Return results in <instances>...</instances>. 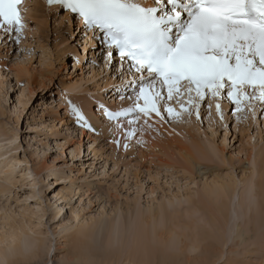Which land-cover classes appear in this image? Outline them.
Segmentation results:
<instances>
[{"label":"rangeland","instance_id":"obj_1","mask_svg":"<svg viewBox=\"0 0 264 264\" xmlns=\"http://www.w3.org/2000/svg\"><path fill=\"white\" fill-rule=\"evenodd\" d=\"M43 12H38L30 23L38 28L35 34L37 49L51 51L45 54V66L37 67L29 80L31 100L25 104L23 115L17 122L16 144L8 143L12 136L5 124V111L0 109V179H3L9 164L17 168L15 179L22 185L19 199L23 201L18 203L13 200L10 203L0 197V235L8 234V229L9 233L19 232L18 243L30 249L26 251L25 247L22 248L25 254V251L32 252L39 240H43V245L49 241L51 229L57 233L52 259L62 261L79 250V242L85 241L80 240L81 233L91 228L90 248L105 256L107 253L108 259L114 258L109 264H133L127 259L131 258L136 263L141 261L138 260L142 258L138 234L144 228L150 233L148 243L163 246L170 254H185L191 264H262L264 229L257 228L251 220L258 207L254 183L264 180V131L240 125L238 133L231 118L232 106L228 105L230 132L227 137L223 129H218L215 140L205 142L203 135L208 133L202 134L188 126L178 129L186 133L190 129L195 139H199L212 155L207 160L198 158L197 167L187 168L178 155L181 145L193 146L188 133L185 139L176 137L157 143L161 146L154 144L153 148L156 145L161 149L159 153L141 150L138 159L123 154L116 159L112 145L107 142V132L104 137L96 138L78 130L71 122L57 120L56 117L64 115L63 108L58 105L62 87L71 88L83 81L84 92L92 91L97 99L115 107L120 102L112 85L119 84V80L111 78L113 73L106 69L104 83L100 79V69L90 64L77 65L72 54L79 52L76 48L79 36L72 40L66 35L67 32L78 31L77 22L66 25L62 11L59 14L54 11L50 15H46L45 10ZM24 44L32 46L31 33ZM3 50L0 47V51ZM12 50L14 54L18 52L15 45ZM39 63V57L33 60V64ZM9 83L15 85V77ZM21 91L13 88L9 95L13 104L9 108L15 106ZM19 102L23 103L22 100ZM88 104L86 108L91 105L88 109L95 112V106L90 102ZM53 106L58 110L54 111ZM89 113L93 116L92 110ZM13 119L9 112L8 123ZM261 128L264 129V124ZM251 136L256 137L255 141ZM65 140L69 141L66 145ZM77 143L80 154L73 158L70 150ZM209 143L217 146L221 154L219 159L208 148ZM60 145L64 146L58 154L56 149ZM13 161L24 163L13 164ZM113 167H116V172L112 171ZM50 168L62 170L61 181L66 185L56 202V209L63 208L64 211L56 212V219H53L48 205L54 190H45L44 185ZM165 168L173 171L164 172ZM149 176L158 179H149ZM220 181L231 182L234 186L227 207L229 221L224 229L220 227L221 223L212 219L211 213L223 197L221 192L214 193L208 203L201 200L204 188ZM35 185H40L38 190L43 192L41 200H25V194L32 195ZM61 187L57 185L56 191ZM69 204L71 207H66ZM73 211L77 216L72 214ZM204 234L215 236L217 240L213 237L202 240ZM31 243L33 248L29 246ZM210 244L216 248L214 258L204 253L205 247ZM42 251L44 257L45 248Z\"/></svg>","mask_w":264,"mask_h":264},{"label":"snow or ice","instance_id":"obj_2","mask_svg":"<svg viewBox=\"0 0 264 264\" xmlns=\"http://www.w3.org/2000/svg\"><path fill=\"white\" fill-rule=\"evenodd\" d=\"M34 2L0 0V47L4 49L0 51V73L4 74L0 75V109L5 111V124L12 136L10 144L17 143V122L31 100L32 73L45 66V54L51 51L38 50L35 45L38 28L30 23ZM44 3L48 15L54 10L57 14L62 11L66 25L77 22L78 31L66 33L72 40L79 36L76 44L79 52L72 54L75 63L100 69L104 83L106 69L113 73L111 78L119 80V84L112 85L120 101L115 107L97 99L92 91L84 92L83 81L71 88L62 87L59 105L64 115L56 118L67 120L96 138L104 137L106 130L107 142L112 145L116 159L121 154L138 159L141 150L159 153L161 149L153 148L154 144L187 137L186 132L178 130L182 126L208 133L203 135L205 142L215 140L218 129H223L227 137L228 105L232 106L231 118L238 133L240 125L264 131L261 128L264 0H44ZM29 33L33 44L25 46ZM13 45L18 48L15 54ZM37 57L38 65L33 64ZM12 77L15 85L9 83ZM14 87L23 91L15 106L9 108L13 104L9 95ZM89 102L95 106L98 120L86 110ZM53 108L58 110L56 106ZM9 112L14 117L10 124ZM251 139L255 141L256 137ZM68 142L65 140L64 144ZM63 146L56 149L58 154ZM208 148L218 159L221 157L214 143H209ZM79 154L77 143L70 155L75 158ZM112 171L116 172V167ZM17 172L9 164L0 179V197L10 203L13 200L23 203L19 199L22 185L15 179ZM61 174V169L50 168L44 181L45 190H54L48 199L53 219L57 218L56 212L64 211L56 209L66 187ZM57 185H62L58 191ZM39 188L40 185H35L33 194H25V200L40 201L43 192ZM72 214L76 216L75 211ZM48 236L51 239L43 245L46 254L38 264H78L74 259L54 261L57 233L50 229ZM0 264H7V260H0Z\"/></svg>","mask_w":264,"mask_h":264},{"label":"bare ground","instance_id":"obj_3","mask_svg":"<svg viewBox=\"0 0 264 264\" xmlns=\"http://www.w3.org/2000/svg\"><path fill=\"white\" fill-rule=\"evenodd\" d=\"M35 3H34V5H36V7H35V9L33 8L32 12L30 13L31 19L35 18L36 15L38 14V12H40V11L43 12L45 10V14H46V6L44 3V0H35ZM54 11H56V10H54ZM53 16H55V15H52V17ZM58 105H59V103H58ZM90 106H88V107H90ZM88 107L86 109L88 110V112H91V110H92L93 116L92 115L91 116L93 117V119L98 120L99 117H98V115H96V110H95V112H93V109H88ZM112 107H114V106H112ZM105 132H107V131L105 130ZM187 133L189 136H191V138L193 140V146H192V148H190L188 145L187 146L184 144L181 145V148H178V155L182 159V161L184 162V164L186 165L187 168L197 167L198 166V158L202 157V158H206V160H207V158H212V155L209 153V150H207L205 148V146L203 145V143L199 139H195V135H193V132L190 129L188 130ZM157 145H159V144H157ZM159 146H161V145H159ZM159 146L155 145L154 148L159 147ZM7 162H9V161H7ZM212 185L213 186H206L204 188V192L202 194L201 200L204 203H208L209 199L212 198V195L214 193L216 194L217 192H221V195L223 197H221V195H218L221 197V200L219 201V204H217L216 207L213 208L214 211H212L211 213H212V219L215 220L216 222H218L219 224L221 223L220 227L222 229H224L226 224H228V221H229L227 207H228V204L231 200L230 197L232 195V191L234 190V186L232 185L231 182H223V181H220L219 183H214ZM254 188H255L256 200L258 201L257 202L258 207H257L256 212H254L255 214L253 215L251 222L253 221V224L257 228L264 229V180H261L260 182L256 181L254 183ZM216 213H217V215L215 216L214 214H216ZM8 219H10V217H8ZM3 222H6V221H3ZM11 228H13V227H11ZM32 229H33V227H32ZM3 230H2V232H3ZM17 230L18 229H16V231ZM82 230L83 229H81V231ZM90 230H91V228H89V231L84 230L83 233H81L82 239H80V240H85V241H82V242L80 241L81 243L78 241L79 244H81L80 246L77 247V249H79V250L76 249L77 252L75 251V253L72 254V256H70L68 259H74V260L78 261V264H109V262H111L112 259H114V258L108 259L107 253L105 256L103 254L98 253L96 251V249L93 248L92 246H91L92 248L89 247V240L88 239H90L89 236H90L91 232H93V230L92 231H90ZM9 231L10 230L8 229V234L2 233L3 235L2 234L0 235V260L6 259L7 264H38V262L44 258L43 257L44 254L42 251V249L44 248L42 246L43 240H39V242L35 241V242H37V246L34 248V250H32V252L31 251L26 252L28 247H26L24 245V247L26 248V251L24 254L23 249H22L24 247H22L21 243H18L19 236H20V234H18L19 232H17V233L10 232L9 233ZM21 233L23 235V232H21ZM149 237H150V233L148 230H146L144 228L140 230V232L138 234V239H139V241H141V245H140L141 251L140 252L142 253L141 254L142 258L141 259L138 258V260H141V261L136 263L137 261L132 260L130 258L131 256H129V258L131 260L127 259V261L134 262L133 264H141L140 262H142V264H191L190 259L188 257L185 258V254H181V255L170 254L167 252V250L163 246H157V244H156V246L155 245L153 246L152 243H150V242L148 243L147 240ZM203 237H204V239H203ZM203 237H202V240H205L208 237L209 238L213 237L214 239L217 240V238L215 236H210L209 234H204ZM86 240H88V241H86ZM223 240H224V238H223ZM33 241L34 240H32V242ZM22 243L25 244V242H22ZM163 244H161V245H163ZM29 246H31V248H33L32 243L29 244ZM28 250H30V249H28ZM215 252H216V248H214L212 244L207 245L204 249V253L207 256H213V258H214V256H216V255H214ZM131 255L133 256L134 254L132 253ZM109 257H110V255H109ZM132 258L135 259L134 256ZM180 258H184V259L181 260Z\"/></svg>","mask_w":264,"mask_h":264}]
</instances>
